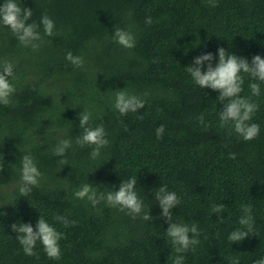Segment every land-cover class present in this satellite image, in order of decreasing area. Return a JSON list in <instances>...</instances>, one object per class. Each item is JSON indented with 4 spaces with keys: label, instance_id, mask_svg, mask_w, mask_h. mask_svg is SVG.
Returning a JSON list of instances; mask_svg holds the SVG:
<instances>
[{
    "label": "trees",
    "instance_id": "obj_1",
    "mask_svg": "<svg viewBox=\"0 0 264 264\" xmlns=\"http://www.w3.org/2000/svg\"><path fill=\"white\" fill-rule=\"evenodd\" d=\"M214 2L17 0L32 9L29 23L40 24L47 13L58 36H45L40 24L43 39L34 51L0 24V62H12L16 88L12 102L0 104V264H173L178 254L154 196L161 185L181 200L173 222L195 223L200 231L195 251L181 254L184 264H230L233 257L254 264L264 257V82L241 73L240 96L259 105L250 122L260 126L256 138L244 141L232 122L221 126L220 93L196 85L185 69L205 53L214 54L215 66L220 47L249 63L264 57V0ZM115 26L134 33V48L112 39ZM68 51L83 56L82 68L66 59ZM251 83L260 84L258 96ZM117 90L148 92L145 107L121 115L113 107ZM84 108L93 115L90 126L103 124L110 141L96 159L91 146L75 143ZM160 125L165 131L157 139ZM61 139L73 141L63 157L54 155ZM23 154L43 173L27 196L19 192ZM133 176L151 220L73 195L83 182L118 191ZM214 205H223V213H213ZM244 206L252 208L253 231L233 243L228 236L243 227ZM40 215L65 237L58 260L39 241L37 255H25L11 229L22 222L35 229ZM57 216L76 223L65 227Z\"/></svg>",
    "mask_w": 264,
    "mask_h": 264
},
{
    "label": "clouds",
    "instance_id": "obj_2",
    "mask_svg": "<svg viewBox=\"0 0 264 264\" xmlns=\"http://www.w3.org/2000/svg\"><path fill=\"white\" fill-rule=\"evenodd\" d=\"M212 7L217 4L214 0H209ZM33 15L32 9L20 7L17 0H5V3L0 6V24L7 26L15 34L19 42L25 47H31L34 51L40 47V41L43 37L39 31L40 24L43 25L44 35L47 37H56L58 34L55 31L56 25L52 18L47 13L41 17L40 24L36 22L29 23ZM146 24L153 23L152 17L146 18ZM112 39L119 45L132 49L136 46V38L131 30H126L115 26V31ZM216 57L213 53H205L194 58L192 64L185 68L190 74L196 85L202 89H212L220 93L218 101L223 102V110L220 111L221 126L228 125L232 122L235 133L244 141H250L256 138L260 133V126L257 123H251L252 117L259 109V105L252 102L250 98L241 97L243 91L244 76L241 73L250 74L253 79H258L264 82V57L255 55L249 63L246 57H240L233 53L229 54L223 47L218 49V62L213 65V60ZM66 59L76 68H82L85 64L83 56L74 55L71 51L66 53ZM206 64V68H205ZM15 79L14 66L10 61L0 62V104L9 105L16 88L9 78ZM250 88L254 96L260 94V84L251 83ZM149 95L144 92L141 95L129 93L124 90H117L115 95L114 109L121 115H127L129 112L136 113L143 109L146 104V99ZM227 101V103H224ZM92 113L84 108V111L78 114L80 121L79 127L82 133L75 138V143L80 147L91 146L92 151L90 156L96 159L101 155V150L106 148L110 141L107 139V132L103 124L95 127L90 126ZM203 122V115L199 117ZM165 131V126L160 125L156 129L157 139H161ZM72 139L59 140L57 147L54 149V155L63 157L66 151L72 147ZM230 158L235 159L236 154L230 153ZM63 165H68L66 159L60 161ZM21 164V179L19 192L22 196H27L34 186H38L43 173L38 169L34 157L31 154H23L20 158ZM137 178L135 176L123 180L119 186V190L98 191L92 183L83 182L74 191L75 198L91 202L93 207H96L102 201L109 207L119 208L120 211H125L133 219H136L142 213L144 220H151L150 210L144 213L145 201L142 200L136 191ZM155 200L162 209L161 216L167 218L169 227L166 230L167 236L173 245L175 252L178 254L173 264H184L185 257L182 253H187L189 250L195 251V246L199 245L200 231L198 226L193 223L188 225L182 222H173L172 210L180 205L181 200L176 192L169 191L166 185H161L154 193ZM224 211L223 205H214L213 213L222 214ZM244 214L239 220V224L243 227L232 231L228 239L233 243L242 242L249 237V233L253 231L254 219L252 216V208L244 206ZM57 221L62 222L65 227L75 225L76 221L69 222L64 216H57ZM222 220V219H221ZM246 228V230H245ZM11 229L16 233V238L23 251L27 256H34L37 253L34 251L37 242L43 246L47 256L50 259L58 260L61 257L60 241L64 239L63 233L40 215L35 229L31 223H14ZM230 264H240L238 257H233ZM254 264H264V257L254 261Z\"/></svg>",
    "mask_w": 264,
    "mask_h": 264
}]
</instances>
